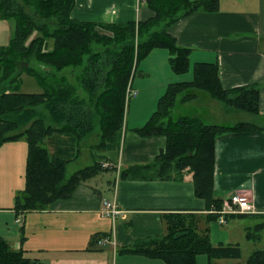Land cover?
I'll return each mask as SVG.
<instances>
[{
	"label": "trees",
	"instance_id": "trees-1",
	"mask_svg": "<svg viewBox=\"0 0 264 264\" xmlns=\"http://www.w3.org/2000/svg\"><path fill=\"white\" fill-rule=\"evenodd\" d=\"M74 1L0 0V19L15 23L8 44L0 47V147L20 139L27 143L24 188L14 198L17 213L46 210L56 200L71 197L79 184L103 171L101 162H96L65 179L67 164L76 158L80 142L96 125L100 129L98 149L109 150L119 141L133 74L151 50L168 51L174 74L190 70V50L178 46L168 28L193 12L214 13L219 4V0H144L154 13L152 18L99 24L71 18ZM101 30L110 35L101 34ZM66 70L80 88L68 82ZM23 72L35 78L44 91L19 92ZM82 93L94 99L93 106L81 98ZM212 102L226 115L255 116L259 114V87L252 84L224 89L215 63L195 64L193 80L168 84L148 122L134 130L140 137H164V149L153 163L134 165L120 173L121 179L129 180H181L183 171L188 170L194 196L205 202L207 213L165 214L161 236L140 240L121 252L165 264H195L196 256L203 253L212 259L241 258L237 245H211L206 227L199 229L198 225L202 219L216 220L224 202L213 193L216 138L263 129L245 121L232 126L211 124L213 115L205 112ZM263 230L264 221L247 228L245 238L260 242L258 233ZM0 264L38 262L21 250H13L0 237ZM245 264H264V248L252 251Z\"/></svg>",
	"mask_w": 264,
	"mask_h": 264
},
{
	"label": "crops",
	"instance_id": "crops-1",
	"mask_svg": "<svg viewBox=\"0 0 264 264\" xmlns=\"http://www.w3.org/2000/svg\"><path fill=\"white\" fill-rule=\"evenodd\" d=\"M153 16L144 0H75L70 12L75 20L99 24L143 22ZM4 21L7 23L0 19V46H5L12 35L11 27ZM168 33L178 46L190 50L191 65L215 63L224 89L258 85V115H226L213 102L205 114L213 115L211 124L232 126L245 121L263 129L219 135L214 143L213 169L214 196L224 200L234 192L247 195L254 207L249 218L263 222L264 0H219L216 12L190 13L172 24ZM134 96L137 98L138 93ZM140 127L135 124L123 129L121 143L108 151L115 153L113 158L99 156L101 163H114L112 171L116 178L113 184L109 181L108 191L100 186L101 191L91 182L95 176L79 184L71 197L56 200L43 211L17 213L13 209L15 195L24 188L27 143L20 139L3 144L0 214L8 215L9 220L20 217L24 220L21 230L25 240L21 245L9 244L11 248L23 251L38 264H160L121 250L140 240L161 236L163 215L171 212L204 215L206 205L194 196L192 174L188 170L183 171L181 180L120 178V173L131 166L153 163L165 147L162 136L137 135L134 130ZM98 144L90 147L91 158L92 149ZM50 149L55 151V147ZM104 200L115 201L121 211L114 222L101 214Z\"/></svg>",
	"mask_w": 264,
	"mask_h": 264
},
{
	"label": "rangeland",
	"instance_id": "rangeland-1",
	"mask_svg": "<svg viewBox=\"0 0 264 264\" xmlns=\"http://www.w3.org/2000/svg\"><path fill=\"white\" fill-rule=\"evenodd\" d=\"M7 23L5 22V24L11 27V33L13 35L15 23L13 20H7ZM99 32L101 34L110 35V33L102 30ZM168 60L169 53L166 49H153L147 54V56L139 61L135 74H133L132 77V91L126 101L124 128L127 126V128L130 129L135 124H138L141 127L144 126L148 122L152 114L156 111L158 101L166 92L168 84L170 82H189L193 80V65L190 64V70L187 72L188 74L185 73V75H176L173 72H170ZM64 73L71 85H74L76 89L80 88V86L77 85L76 78H73V76L71 75L70 70H66ZM43 91V87H41V85L36 81L35 78L28 75L27 72H23L20 75L19 92L27 94H39ZM137 93L138 96H136L137 98H135L134 95H137ZM81 98L84 100H89L90 106L94 105L93 98L84 95L83 93L81 94ZM194 109L195 108H193L192 110ZM173 115L174 117H177L176 113ZM211 122L213 121L211 120ZM99 138L100 129L98 125H96L93 133L80 142L78 146L79 152L76 158L67 164L65 179H68L74 172L87 167L94 162H99V156L113 158V155H115V153H109V150H102L98 148L92 149L93 157H90L88 151L90 150L91 146L93 147L94 145L98 144ZM119 143H121L120 139L116 142L117 147ZM111 164L114 166V163ZM114 177L116 178L114 171H102L98 175H96L95 179L91 182L94 185L99 186V189L101 188L100 186H103L105 190H107L109 181H112L113 184ZM100 190L102 191V189ZM224 219V225L219 224L217 219L210 220L208 222H204V220L202 219V221L199 222L198 228L203 229L206 227L210 243L213 246H217L220 244L237 245L241 249V258L236 260H217L212 259L207 254L203 253L196 256L195 264H245L252 251L264 248V230L258 233L260 242L255 243L252 241H248L245 238L246 229L253 228L257 223H260L261 221L250 218L230 219L228 217H225ZM23 223L24 220L22 217L9 220L8 215L0 214V237L12 247L15 246V244L21 245V243H23L25 240L22 233L23 230H21V226ZM156 260L158 262L160 261V264H165L161 260Z\"/></svg>",
	"mask_w": 264,
	"mask_h": 264
},
{
	"label": "built area",
	"instance_id": "built-area-1",
	"mask_svg": "<svg viewBox=\"0 0 264 264\" xmlns=\"http://www.w3.org/2000/svg\"><path fill=\"white\" fill-rule=\"evenodd\" d=\"M130 94V92H129ZM103 169H111L112 165L108 163H103L101 165ZM254 207L247 195L234 192L230 194L223 202L222 209L216 214H218V222L221 225L225 224V217L228 215H246L253 214ZM101 214L105 217L110 218L113 222L121 214L115 201L104 200L102 202ZM18 221V220H17Z\"/></svg>",
	"mask_w": 264,
	"mask_h": 264
}]
</instances>
